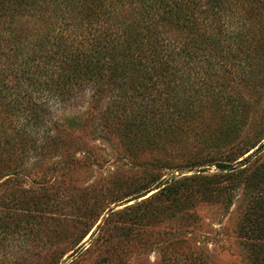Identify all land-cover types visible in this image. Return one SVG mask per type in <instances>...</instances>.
Returning a JSON list of instances; mask_svg holds the SVG:
<instances>
[{"label":"trees","instance_id":"obj_1","mask_svg":"<svg viewBox=\"0 0 264 264\" xmlns=\"http://www.w3.org/2000/svg\"><path fill=\"white\" fill-rule=\"evenodd\" d=\"M22 16L36 18L35 24L24 27ZM230 77L248 88L264 78V0H0V264H27L25 245L45 220L56 219L61 231L76 219L82 225L96 221L106 210L98 207L94 188L46 181L30 188L23 181L34 172L28 160L37 168L46 164L43 173L77 161L69 139L81 125L77 106L86 94L103 102L97 110L107 126L136 138V144L148 140L147 146L216 101L229 120L220 141L232 144L245 111L227 83ZM263 148L239 166L232 163L238 158L234 151L216 164L232 170L234 186L243 185L249 194L252 177L263 176L264 165L252 174L246 169ZM54 154L63 161L51 163ZM192 179L156 181L160 189L145 207L157 214L190 204ZM220 199L227 208L233 201L231 195ZM256 205L244 216L242 233L252 264H264V203ZM66 207L69 212L53 213ZM109 210L96 228L107 237L72 256L90 250L102 256L94 264H127L120 254L137 230L112 224L116 213ZM185 215H175L181 225ZM165 252L168 260L180 261L178 251ZM188 252L183 264H202Z\"/></svg>","mask_w":264,"mask_h":264},{"label":"rangeland","instance_id":"obj_2","mask_svg":"<svg viewBox=\"0 0 264 264\" xmlns=\"http://www.w3.org/2000/svg\"><path fill=\"white\" fill-rule=\"evenodd\" d=\"M35 21L36 18L26 16L20 19L24 27L33 26ZM173 34H177L176 29ZM227 83L235 88L233 92L244 104L242 109L245 111L238 123L239 136L232 144L220 141L229 120L216 101H209V106L193 118L181 120L163 135V141L155 146H147L148 140L136 144L133 142L136 138L122 136L107 126L97 110L103 107V102L97 103L90 99V94H86L77 106V109L82 107L79 113L81 125L69 139L74 145L69 151L75 154L77 161L43 173L46 164L37 168L33 167V160H28L27 165L34 172L23 181L30 188H38L45 181L56 184V187L57 184H66V189L75 187L87 191L94 188L93 192L102 203L98 207L106 210L96 221L82 225L76 219L61 231L56 230V219L45 220L40 225L42 230L30 236L32 241L25 245L27 264H66L72 261V264H94L97 258H102L96 251L84 253L85 258L83 255H72L79 248H95L100 245L95 244L96 239L103 241L107 237L104 230L96 231V228L111 213L110 208L116 213L112 224H131L137 230V236L132 239L129 248L120 254L127 264H183L190 250L202 264L204 258L208 264H252L250 249L244 243L246 238L242 225L245 224L243 219L248 210L264 203V175H250L255 183L249 195L244 192L243 185L239 188L234 186L232 170L223 169L216 163L228 160V155L234 151L238 158L232 163L239 166L243 158L264 144V134H260V131H264V78L249 88L233 77ZM254 144L257 145L250 152L237 154L240 149L246 152ZM49 160L51 163L63 161L60 154H54ZM189 161L204 165L190 166L193 163ZM262 164L264 148L252 158L246 169L247 174H252L254 168ZM184 177L194 178L187 182L190 204H181V209L164 210L157 214L145 207L148 198L160 189L156 188V181ZM224 195H231L233 200L228 208L220 199ZM161 201L164 205L170 203ZM67 209L54 208L53 213L58 217L69 212ZM184 213L189 218L184 219L186 225H181L175 215L181 217ZM85 231L89 232L82 238ZM167 248L170 252L178 251L180 261L168 260Z\"/></svg>","mask_w":264,"mask_h":264}]
</instances>
